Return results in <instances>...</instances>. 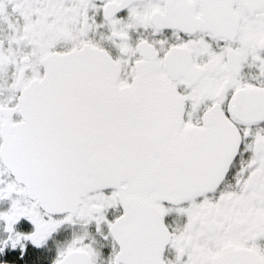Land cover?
Masks as SVG:
<instances>
[{
    "label": "snow or ice",
    "instance_id": "6c2138e0",
    "mask_svg": "<svg viewBox=\"0 0 264 264\" xmlns=\"http://www.w3.org/2000/svg\"><path fill=\"white\" fill-rule=\"evenodd\" d=\"M0 264H264V0H0Z\"/></svg>",
    "mask_w": 264,
    "mask_h": 264
}]
</instances>
